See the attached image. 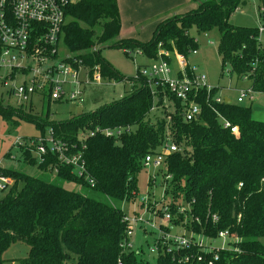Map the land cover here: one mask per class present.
I'll list each match as a JSON object with an SVG mask.
<instances>
[{
  "label": "trees",
  "instance_id": "obj_1",
  "mask_svg": "<svg viewBox=\"0 0 264 264\" xmlns=\"http://www.w3.org/2000/svg\"><path fill=\"white\" fill-rule=\"evenodd\" d=\"M191 1L198 4L196 10L160 22L152 39L140 43L120 38L117 0H81L67 8L60 41L89 75L98 69L101 78L121 81L124 77L101 57L99 48L119 47L128 54L139 49L155 61L158 48L168 53L177 50L186 57L196 50L189 36L191 27L200 31L216 28L222 72L228 67L230 75L249 80L253 92L264 94L260 30L228 24L244 1ZM262 4L259 17L264 24V0ZM134 82L136 87L127 97L88 115L58 124L35 121L66 143H76L80 132L97 127L127 131L117 140L97 134L85 141L86 172L93 185L74 175L71 168L56 165L55 157L48 156L39 164L29 151L20 149L26 163L55 173L60 181L79 190L0 169V176L14 181L0 198V264L3 253L16 242L28 248L27 256L16 264H116L119 257L124 264H150L120 248L125 231L122 206L137 194L136 177L145 156L158 150L167 137L179 148L165 158V172L170 176L165 194H169L166 201L173 224L183 221L178 210L184 207L186 214L200 221H188L187 230L199 233L203 228L209 237L228 232L240 241L232 245L237 252L220 251L214 264H264V120L254 119L250 106L224 100L217 104V89L212 88L197 93L199 119L186 123L181 115L183 105L165 88L154 87L153 95L145 78L137 76ZM164 98L173 104L170 119L165 109L162 118L150 119L153 105L162 108ZM12 114L0 105V116L9 119ZM223 120L236 127L237 134L224 128ZM213 215L218 218L214 225ZM155 264L176 263L164 253Z\"/></svg>",
  "mask_w": 264,
  "mask_h": 264
},
{
  "label": "built area",
  "instance_id": "obj_2",
  "mask_svg": "<svg viewBox=\"0 0 264 264\" xmlns=\"http://www.w3.org/2000/svg\"><path fill=\"white\" fill-rule=\"evenodd\" d=\"M78 1L81 0H0V82L2 81V87L7 89L8 96L17 99L20 108L30 104L37 96L48 102H83L80 92L66 93L64 90L66 85H77V74L82 67L70 55L66 57L59 55L60 35L66 22V10ZM262 31L263 29L260 33ZM196 52V50L191 51L194 55ZM158 55L159 60L144 69H138V77L146 79L153 95H156L154 87L159 86L165 88L170 96L180 101L183 105L181 115L184 122L190 123L198 120L201 108L194 98L200 90L206 89L209 92L212 88L207 86L204 76L195 75L194 69L186 65V58L181 54H175L179 71L175 78H171L170 64L161 58V56L168 58V55L164 53ZM185 68L190 69L191 77L187 76ZM91 78L101 79L98 69L91 72ZM252 93L251 89L240 91L237 103H242L245 99L252 102ZM191 98L193 99L190 100ZM223 100L224 98L219 95L214 97L217 104ZM167 104L169 102L164 98L162 108L166 111L169 108ZM155 107L157 106L153 105L152 110ZM170 116L167 115V120ZM222 124L224 128H229L232 134H237L236 127L230 126L225 120ZM126 131L121 127H97L91 131L80 132L76 143H66L54 138L50 129L48 140L41 137L27 140L22 144L16 141L15 144L19 146V149L34 154L39 164H44L48 156L55 157L56 165L71 168L74 175L86 179L90 185H93V180L88 179L86 172L85 141L97 134L104 138L117 140ZM177 151L179 148L167 137L166 142L158 150L147 154L144 158L143 168L152 170V175H149L148 180L155 182L158 177H161L163 191L166 190L165 182L170 179L165 172V158ZM13 182L11 178L0 176V193L6 192ZM241 187L242 184H239L238 189ZM136 196L137 194L134 195V199ZM149 196L150 194H147L142 198L138 205H135L134 200L132 204L135 210L132 213L125 212L122 208L124 212L122 222L125 231L120 248L124 253L134 252L144 261L146 255H156L157 259L166 253L176 264H214L218 260L220 251L237 252L236 247L232 246L240 242L236 237L229 236L228 232L223 231L218 232L215 237H209L203 228H200L199 233L192 229L187 230L188 221L196 224H200V221L186 214L184 207L178 210L179 215L184 218L183 221L174 225L165 195L151 202L147 199ZM217 221V216H211L213 225ZM135 232L143 236L147 250L133 246L131 240ZM155 234L152 243H148L146 237ZM116 264H124L121 257L117 259Z\"/></svg>",
  "mask_w": 264,
  "mask_h": 264
},
{
  "label": "rangeland",
  "instance_id": "obj_3",
  "mask_svg": "<svg viewBox=\"0 0 264 264\" xmlns=\"http://www.w3.org/2000/svg\"><path fill=\"white\" fill-rule=\"evenodd\" d=\"M173 3H171V2ZM117 0L118 16L120 20L121 30L120 38L124 40L137 41L147 43L152 39L153 32L157 25L165 20L173 19L179 15H186L198 8V4L191 0ZM216 1V0H209ZM241 5L228 19V24L232 27L239 28H258L263 31L259 35L260 49L264 48V24L260 20V10L262 9V0H243ZM176 9V10H175ZM178 11V13H173ZM189 36L194 40L196 45V54L191 51L187 54L186 65L190 69H194L196 76H204L207 86L217 89V95L227 98L232 104L241 106H250L253 111V117L256 120H264V94L253 92L251 96L253 101L245 99L242 103H237V98L240 91L251 89L249 80H240L236 76L230 75L228 67L221 70V59L217 52L219 41V32L216 28L208 31H200L196 27L189 29ZM101 57L108 62L111 67L121 74L124 79L121 81L108 80L103 77L100 80L91 78L87 71L80 69L77 74V85H66L64 90L66 93L78 91L83 97L82 103L73 101H52L42 100L41 97H34L30 104L19 107L17 99L13 96H8L7 89L2 87L0 82V105L6 109L13 111L9 119H4L0 116V169L15 170L25 175L43 179L52 184H60L68 190H79L74 184L60 181L55 173L43 172L38 170L36 166L28 164L22 157L19 146L20 144L30 139H39L44 137L48 140V126L41 128L36 122H45L48 124L68 122L76 117L88 115L98 111L104 107L118 102L127 97L136 87L134 82L138 76L137 70L144 69L152 64L155 60L146 56L141 50L135 49L131 53H126L119 47H102L99 48ZM158 54L164 53L168 55L170 64V77L175 78L178 75V63L175 54L179 52L173 51L168 53L165 50L158 48ZM59 55L66 57L69 55L63 42L59 44ZM183 56V55H182ZM165 56L161 57L163 60ZM159 55L157 60H159ZM187 68H185V71ZM189 71V70H188ZM190 72V71H189ZM9 89V88H8ZM167 100V99H166ZM167 102H169L167 100ZM166 106L169 108L166 115H171L173 112V104L169 103ZM164 108L155 107L149 116L153 119L155 116L162 118ZM25 116H31L28 119ZM21 115V116H20ZM36 121V122H35ZM30 155L35 158L34 154ZM162 174V171H161ZM149 175H152L151 169L143 168L136 177L137 196L133 200L135 205L147 194V198L151 202L153 199L157 201L161 199L163 194L165 199L169 194H165L162 189L163 179L158 177L155 182L148 180ZM160 175V173L158 174ZM149 183V185H148ZM4 193H0V198ZM131 203H125L122 208L125 212L132 213L135 209ZM150 206V204H148ZM181 231V229H178ZM156 236H147L148 243H152ZM132 243L135 248L141 247L147 250L144 244V238L139 232H135ZM218 243V241H216ZM28 248L21 242L12 244L2 255L1 264H16L17 259H22L27 256ZM156 255H146L145 259L150 264H155ZM66 264H71L67 262Z\"/></svg>",
  "mask_w": 264,
  "mask_h": 264
},
{
  "label": "water",
  "instance_id": "obj_4",
  "mask_svg": "<svg viewBox=\"0 0 264 264\" xmlns=\"http://www.w3.org/2000/svg\"><path fill=\"white\" fill-rule=\"evenodd\" d=\"M224 101H225L226 103H230V100H228L227 98H224Z\"/></svg>",
  "mask_w": 264,
  "mask_h": 264
},
{
  "label": "crops",
  "instance_id": "obj_5",
  "mask_svg": "<svg viewBox=\"0 0 264 264\" xmlns=\"http://www.w3.org/2000/svg\"><path fill=\"white\" fill-rule=\"evenodd\" d=\"M170 1V0H169ZM171 2V1H170ZM174 2V1H173ZM173 2H171V3H173ZM176 10V9H175ZM173 13H178V11H173ZM178 70V69H177Z\"/></svg>",
  "mask_w": 264,
  "mask_h": 264
}]
</instances>
